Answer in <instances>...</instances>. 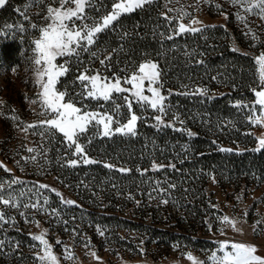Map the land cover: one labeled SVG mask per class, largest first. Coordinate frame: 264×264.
Listing matches in <instances>:
<instances>
[{
  "label": "trees",
  "instance_id": "16d2710c",
  "mask_svg": "<svg viewBox=\"0 0 264 264\" xmlns=\"http://www.w3.org/2000/svg\"><path fill=\"white\" fill-rule=\"evenodd\" d=\"M28 1L8 0L0 8V28L15 21L17 10ZM114 2L93 0L92 6L85 11L88 19L83 23L98 22ZM46 9L47 5L42 4L41 17ZM28 22L24 20L21 24ZM178 24L179 15L168 0H152L143 8L122 15L99 33L86 51L77 49L78 56L59 58L60 63L67 61L68 72L60 78L58 87L67 91L68 99L84 108L96 109L98 102L79 95L83 89L77 77L81 73L126 77L148 60L159 64L166 96L164 134L153 128L149 135L154 138H141L147 134L142 115L138 126L141 136L109 138L98 135L93 139L88 138L90 132L84 134L82 139L89 141L85 145L89 154L129 170L123 172L101 164L74 168L73 175L83 178L81 175L87 174V177L75 184L77 203L72 210L74 216L77 215L75 210L82 211L117 230H137L146 223H164L167 228L156 231L160 235L154 236L152 241L180 244L198 252L212 251L217 245L208 237L219 231L221 221L218 217H222L223 212L212 198L211 179L218 180L221 187L244 190L245 194L251 186L257 185L264 198V150H250L246 146L244 152H224L218 143L225 140L216 138L220 129L238 133L236 127L240 121L235 118L234 102L255 100L253 90L259 86L257 66L253 56L233 50V33L226 27L217 25L194 33L177 34ZM29 33L28 28L15 35L0 36L3 62L15 66L22 64L26 51L33 56L31 42L39 33ZM169 36L173 38L168 39ZM236 39L244 45L239 35ZM216 87L223 92H214ZM199 88L206 89L207 93L201 95L197 92ZM250 127L245 119L242 129ZM178 128L194 134L183 133ZM57 134L67 145L62 134ZM180 135L184 138H176ZM250 136L251 133L247 134ZM155 162L163 167L152 170ZM139 186L144 190L162 188L179 198L174 202L172 196H165L164 199L172 202L171 206L161 208L163 213H158L155 206L146 202L147 196L142 197L141 204L135 202L140 197L135 194ZM102 204H105L103 208ZM82 206L89 209L82 210ZM113 240L119 246H135L119 234Z\"/></svg>",
  "mask_w": 264,
  "mask_h": 264
},
{
  "label": "rangeland",
  "instance_id": "374dc122",
  "mask_svg": "<svg viewBox=\"0 0 264 264\" xmlns=\"http://www.w3.org/2000/svg\"><path fill=\"white\" fill-rule=\"evenodd\" d=\"M92 2L93 0H91ZM115 2H119V0H115ZM168 3L174 12L179 15V23H183L186 26L191 25V27L202 30L217 25L224 26L233 33V49L243 54L251 55L254 58L264 53V19L256 14L255 11L252 13L246 12L239 6L231 5L228 0H209L208 3H205V0H168ZM42 4L53 7L59 6L58 0H30L19 7L20 11H17L19 15L17 14L14 17L15 21H11L8 25H22L21 22L25 20L23 13L26 12L29 22L23 27L25 30L29 28L30 35L35 34L36 30L32 29L30 24L34 23L38 26H44L48 23L44 19L47 11L41 17ZM216 5H220V8L218 9ZM67 6L74 7V5ZM181 12H187L189 15L181 19ZM237 12L246 17V24L241 23L237 19ZM20 16H22V19ZM193 18L201 23L191 24ZM98 22H102V20L100 19ZM76 23L79 25L81 22L76 21ZM249 29H251V33ZM18 32L20 31L16 29L11 33L15 35ZM252 33L258 39L253 40ZM238 35L244 40L243 46L236 39ZM38 36L39 34L35 35L33 40L38 38ZM31 58V52L26 51L22 64L11 66L3 62L0 57V165H2L0 167V184L3 185V188L0 189V194L7 199L10 193L18 205L17 207H11L0 203V212H3L8 220L7 223L0 221V241H3L2 246H0V264H41L37 256L43 254L40 251L42 246L31 237L45 230L47 231L45 238L52 245L59 264H192L185 257V253L188 252L197 258L198 261L210 264L208 257L213 251L217 250L221 241L256 245L257 254L264 257V223L259 225L258 231L253 230V225L256 224L257 220H264V198L261 187L257 185L251 186L245 194L244 190L237 191L233 187H221L218 180L215 178L211 179L209 188L214 192L212 198L215 199V206L223 212V216L226 215L234 219L236 221V229H238L234 230L231 226L221 223L219 231L212 233L208 237L217 245L212 251L198 252L180 244L165 245L162 243L158 244L156 240L152 241V238L159 234L156 231L167 228L164 223H146L145 227L137 230H117L113 226L103 225L99 218L83 214L82 211L75 210L77 215L74 216L72 209L77 203L74 197L76 194L74 187L75 184L81 183L83 178L87 177V174L81 175L83 178L80 175H73L72 170L74 168L83 169L84 166L101 164L104 166L111 165L112 167L110 168L114 169L129 170L126 166L114 165L96 155L89 154L85 148L89 141H83L82 138H85L84 134L90 132L88 138L93 139L98 135L109 138L141 136V134L138 135L140 119L136 124L135 135L115 133L113 131L112 135L103 136L100 134L102 126L98 130L94 124L89 125L86 132L80 135L78 142L84 146L86 157L96 161V163L85 164L83 157L75 154L74 146L70 148L68 144L65 145L57 132L53 135L45 131V126L40 125V121L47 118L48 114L41 115L43 109L40 104L31 103L33 99L37 98L36 94L39 91L34 85L35 65L32 63ZM59 58L57 63L63 64L59 62ZM148 61L156 63L159 67L156 61ZM137 71L138 69L135 72ZM132 74L126 77H130ZM119 78L121 79L122 87L126 89L132 88L131 84L124 83L125 77ZM111 79L109 78V80ZM148 86V82L145 81L144 88L147 89ZM154 86L159 87L161 94L166 99L162 89L161 70L159 82ZM57 88L59 89L58 85ZM260 89L261 85L259 84L256 90ZM213 91L219 94L223 92L218 87ZM125 95L129 96L130 99H134L129 92H124L113 93L112 100L107 102L95 100L98 102L96 109L84 108L74 103L84 111L112 115L113 123L111 127L114 130L126 124L129 118L128 108L123 100ZM144 95L150 96L151 93L145 91ZM65 99L67 100L68 98L66 97ZM238 102L240 107L236 106ZM254 103L255 100L250 102L244 99L234 102V114L237 116L235 118L240 121V124L236 127L238 133H228V131L220 129L216 137L219 138L218 140H225V142L218 143L220 149L231 150L224 152H244L246 146L250 150H255L258 138H264V126L254 125L248 119L251 114L250 108ZM164 104L166 105L165 101ZM116 105H120L118 112ZM244 105H248V107H244ZM13 109L15 113H13ZM132 111L138 117L142 115L145 119V132L147 134L144 133L141 138H154L149 135V133H153V130H151L153 128L155 132L164 134L163 126L166 123L164 119L166 113L162 117L163 124L158 125L155 117L160 115V113L157 110L134 102ZM13 114L19 119L12 120L10 117ZM258 114L259 106H257ZM245 119L251 124V127L247 130L242 129ZM28 124H36L37 127L29 128L25 131V126ZM178 129L183 133H192L185 128ZM250 133L252 136L247 137V134ZM176 138L184 137L180 135ZM249 144L252 145L249 146ZM29 148L35 151L29 152L27 150ZM72 160H76L77 164L71 165L70 161ZM154 165L156 167L153 166L152 170L163 167L158 162H155ZM13 179L19 182L11 183ZM40 185H48L49 187L40 188ZM52 189L55 191H52ZM56 193H60V196H57ZM135 194L140 196L139 199H135L138 205L142 203V197L147 196L148 200L146 202L155 206L158 213H163L165 208L171 206L172 202L169 199H164L165 196H172L174 202H177V198H179V195L168 194V191L162 188L144 190L143 186H139ZM45 198H47V204L44 203ZM69 200L74 201V204H67L66 201ZM162 200H167L168 203H162ZM37 203L39 207H31L32 204ZM24 205H29V207L25 208ZM103 206L105 204H102L101 208ZM81 209L87 210L89 208L83 207ZM176 209L174 208L173 211H176ZM11 218H14V222ZM37 222H39V225H37ZM101 232H103V235L100 234ZM117 234L122 236V239L135 244V246L131 245L133 247L130 248L128 245H117L114 242L115 240H113V238L117 237ZM58 240L61 243L57 244ZM86 245L88 246L86 247ZM65 247L71 250L72 259L64 258ZM93 252L96 253L95 257L92 255Z\"/></svg>",
  "mask_w": 264,
  "mask_h": 264
},
{
  "label": "snow or ice",
  "instance_id": "6c2138e0",
  "mask_svg": "<svg viewBox=\"0 0 264 264\" xmlns=\"http://www.w3.org/2000/svg\"><path fill=\"white\" fill-rule=\"evenodd\" d=\"M6 0H0V8L5 5ZM152 0H119L114 2L112 10L104 15L101 20L102 22L93 21L92 24L83 23L88 17L85 15L86 7H91V0H58L59 6L53 7L47 6V15L44 17L48 23L44 26H38L36 24H30L32 29L38 31L39 36L31 43L33 45L31 58L32 63L35 65L34 68V85L39 89L37 92L36 99H33L31 103H39L43 111L41 115L45 113L48 117L40 121L41 126H45V131H48L55 135L56 132L62 134L64 141L67 142L71 148L74 146L75 154L83 157L85 164L96 163L86 157L84 146L78 141L80 135L86 132L89 125H95L98 130L102 126L100 134L103 136H110L115 133L131 134L135 135V129L137 121L140 119L133 111V103H139L146 107H151L157 110L160 115L156 116L155 119L158 125L163 124L162 117L165 114V97L161 94L159 87L154 85L158 84L160 77V70L156 63L148 61L142 63L138 67V71L133 73L130 77L124 78V83L131 84V89H126L121 86V79L119 77H113L111 80L107 77H101L98 73L96 75L89 76L85 73H81L77 80L80 82L82 92L79 94L84 98H91L93 100H112L113 93H124L129 92L131 97L123 96V100L128 108L129 118L127 123L112 129L113 123L112 115L107 113H99L92 111H84L80 107H77L71 98L65 99L68 95L67 91H61L57 88L60 78L68 72L67 61L64 64H58L57 59L59 57H71L73 55H79L77 49L83 48L87 50L88 46L95 43L99 33L108 29L113 25V22L118 21L122 15L130 14L138 8H143L145 4L151 3ZM209 0H205L208 3ZM233 6H239L244 11L260 15L264 19V0H228ZM67 5H74L67 6ZM219 9L220 5H216ZM17 11H20L19 9ZM24 19L28 20L26 12L23 13ZM189 15L187 12H181L180 18ZM237 19L241 23L246 24V17L241 15L239 12L236 13ZM76 21H81L77 25ZM200 21L195 18L192 19L191 24H198ZM18 29L19 31H25L23 25H4L0 28V36L9 35L13 30ZM200 28L186 26L183 23H179L176 33L185 32H198ZM251 33V29H249ZM169 36L168 39H172ZM252 39H258L254 33H252ZM236 51V49H233ZM255 63L257 66L256 74L258 77L259 84L261 85L260 90H253L255 95V103L250 108L249 121L254 125L264 126V53L260 56L255 57ZM103 64L104 61H101ZM148 82V88H144V82ZM148 91L151 93L150 96L144 95V92ZM197 92L201 95L207 93L206 89H197ZM240 107L239 102L236 105ZM257 106H259V114L257 115ZM248 107V105H244ZM120 105H116L117 112L119 111ZM15 113V110H12ZM12 120L19 119L15 114L10 117ZM183 123V122H181ZM172 126V125H166ZM37 127L36 124H28L25 126V131L29 128ZM179 130V129H178ZM189 135H193L189 133ZM29 152L35 151L32 148L27 149ZM221 151H231L230 149H220ZM264 150V138H258L257 148L255 151ZM34 159V158H33ZM71 165H76L77 161H70ZM106 167H112L111 165H105ZM2 167V165H0ZM154 167H156L154 165ZM174 167V166H173ZM7 171V169H5ZM120 171H127V169H120ZM19 181L13 179L11 183H18ZM10 186V185H9ZM48 185H40V188H48ZM174 187V186H172ZM3 185L0 184V189ZM52 191H55L52 189ZM60 196V193H56ZM62 198V197H61ZM240 199V197H238ZM162 203H168L167 200H162ZM0 203L5 206L17 207L14 197L9 193L8 198L5 199L0 194ZM47 204V198L44 201ZM67 204H74V201H66ZM25 208L29 205H24ZM31 207H39L37 204H32ZM23 215V213H21ZM247 215V213H245ZM14 222V218H11ZM222 224L231 226L234 230L236 229V221L228 216L218 217ZM0 221L7 223L8 220L5 218V214L0 212ZM264 223V220H257L256 224L253 225V230L258 231L259 225ZM39 225V222H37ZM211 228V226L209 225ZM47 231H43L38 235H32V239L38 241L42 246L40 251L42 255H38L37 259L41 264H59L57 256L53 252L52 245L49 244L45 238ZM103 235V232L100 233ZM223 234V233H222ZM61 243L59 240L57 244ZM3 241H0L2 246ZM88 245H86L87 247ZM257 246L253 244L238 243L221 241L218 244L216 251H213L208 257L210 264H264V257L257 254ZM92 255L95 257L96 253ZM185 257L192 262V264H205L203 261H198L190 252L185 253ZM65 259H72L73 254L70 249L65 247ZM99 259L98 257H96Z\"/></svg>",
  "mask_w": 264,
  "mask_h": 264
}]
</instances>
